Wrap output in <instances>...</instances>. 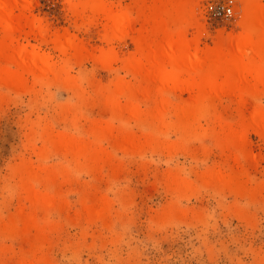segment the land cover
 <instances>
[{"label": "rangeland", "instance_id": "rangeland-1", "mask_svg": "<svg viewBox=\"0 0 264 264\" xmlns=\"http://www.w3.org/2000/svg\"><path fill=\"white\" fill-rule=\"evenodd\" d=\"M69 1L21 0L16 10L42 33L17 34L15 46L37 48L67 74L57 82L28 75L22 89L0 80V264H264V136L249 129L243 146L228 140L264 96L243 105L222 96L190 130L173 114L156 126L116 119L98 92L136 84L125 60L143 31L138 8L153 0H102L131 11L130 35L75 16ZM228 1L197 2L201 50L240 33L241 0L233 17L216 15ZM56 38L85 57L64 56ZM192 100L167 96L172 107ZM65 138L90 145L100 162L77 161L57 145Z\"/></svg>", "mask_w": 264, "mask_h": 264}, {"label": "bare ground", "instance_id": "bare-ground-1", "mask_svg": "<svg viewBox=\"0 0 264 264\" xmlns=\"http://www.w3.org/2000/svg\"><path fill=\"white\" fill-rule=\"evenodd\" d=\"M198 1L153 0L138 8L143 31L133 38L137 52L125 60L124 67L136 84L119 80L114 89L102 88L98 92L111 116L156 126L173 114L180 127L190 130L200 123L199 118L209 115L214 101L222 96H237L241 105L247 98L264 96V0H241L240 33L221 37L215 47L205 50L199 48L204 28L196 13ZM21 3V0H0V80L22 89L28 86V75L37 82L47 78L55 82L66 79L65 66L55 69L49 59L42 60L37 48L29 51L27 46H15L17 34L42 33L35 21L16 14ZM69 6L81 19L102 18L109 34H129L135 22L129 9L115 11L102 0H80V3L71 0ZM190 29L197 31L193 39L187 36ZM53 44L64 56L80 60L85 57L81 46L60 38ZM9 65L17 70L12 71ZM186 92L193 93L189 103L178 107L168 103L169 94ZM144 105L147 110H143ZM249 129L264 136V108L245 119L239 130L232 131L229 142L243 146ZM64 140L57 145L66 147L77 161L85 160L93 165L100 162L99 157L91 155L90 145L69 138ZM29 177V180L37 179ZM31 223L32 219L26 220L27 225Z\"/></svg>", "mask_w": 264, "mask_h": 264}, {"label": "built area", "instance_id": "built-area-1", "mask_svg": "<svg viewBox=\"0 0 264 264\" xmlns=\"http://www.w3.org/2000/svg\"><path fill=\"white\" fill-rule=\"evenodd\" d=\"M235 14L234 0H229L225 4H221L216 9V15L221 19H229Z\"/></svg>", "mask_w": 264, "mask_h": 264}]
</instances>
